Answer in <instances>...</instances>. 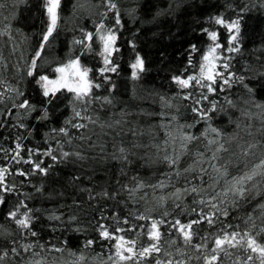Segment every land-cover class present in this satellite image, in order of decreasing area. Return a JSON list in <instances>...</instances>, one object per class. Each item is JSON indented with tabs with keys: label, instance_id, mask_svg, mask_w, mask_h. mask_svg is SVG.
<instances>
[{
	"label": "snow or ice",
	"instance_id": "1",
	"mask_svg": "<svg viewBox=\"0 0 264 264\" xmlns=\"http://www.w3.org/2000/svg\"><path fill=\"white\" fill-rule=\"evenodd\" d=\"M19 3L27 4L29 0H18ZM195 6V0L192 4L183 5V0H172L167 9H157L156 16L171 15L179 12L183 7L184 14H190V9ZM7 5L4 0H0V8ZM82 7L75 4L73 10L76 11ZM98 12L90 13L92 27L78 25L74 29V35L71 40V47L66 58H52L41 64L44 60L48 46L56 39L59 26L62 21L61 0H42L43 14L46 16L45 27L38 33L36 46L31 48L33 53L25 61V64L18 67L20 84L9 85L6 80H0L4 88L0 89V115L5 119L0 121V127L8 126V117H11L15 124L13 127L24 129L27 136L17 133L15 137V147L13 149H3L0 151H11L14 153L11 157L6 156L9 161L6 165H0V204H5L8 197L16 193V199L8 209L6 217L10 218L16 228L21 233V240L8 238L13 235L12 229L0 224V236L8 241V246L0 249V264H6L9 254L13 257H21V264H46L47 257L34 249L40 248L52 252H63L68 250L73 256H78L76 264L85 259L83 250L77 251L68 247L70 237L65 233H85L86 228L80 223L78 211L82 210L84 201L79 197L73 200L74 209L68 213L58 211L56 208L43 209L29 206L28 200L31 194L24 191L25 180L19 183L15 179L9 181L7 178L11 173L13 177L30 178L35 173L43 174L47 178L50 170L58 164L66 163L72 156L80 161H86L88 157L85 153L76 151L70 153L65 151L60 140H56L58 149H54L51 144L45 148L39 146L27 147V155H24L26 145L24 140L32 136L35 128L27 123V118L35 115L37 121H48L54 112L64 107V101L71 106L70 117H66L63 126L52 127L44 133L45 138H50V133H57L68 137L71 142L72 134L69 132V126L76 129H85L87 125L84 120L92 123L97 122L89 115V107L95 101H101V107L104 104H111L113 96L111 90L117 88L112 75L119 74L121 64L117 57H122V49L127 44L132 50L133 59L129 63L130 75L133 81L139 80L147 72L146 57L137 50V40L133 38L126 39L121 43L122 30L125 29L124 15L127 14L135 21L138 15L139 5L134 4L125 13L118 0H98L96 5ZM226 7L235 10V15L231 18H225L224 12H218L204 18L208 24L215 23L224 26L228 31L227 45L220 42V33L212 27H203L197 25L201 33L206 34L209 43L202 51L199 62V72L187 74L186 71L180 74H172L171 81L175 82L181 90V95L186 100H191V111L194 114L191 122L183 124L178 123L174 135L171 130L166 129V134L175 145L177 138L180 140V152L175 147L172 154H165L163 160L167 162L171 171L165 173L167 183L170 185L173 175L177 178L182 174H191L192 180L185 179V187H175L171 192L157 193L156 189L166 188L165 180L157 181L155 185L146 184L139 175L133 176L136 181L134 184H120L118 190H112L102 187L99 192L95 187L82 185L80 192H87L88 201L99 200L101 198L112 199L128 205V201L133 204L145 203V208L129 209L127 215L121 216L119 210L116 212H103L96 222L98 238L101 241H107L110 245V253L101 261V264H223L224 258L231 261V264H264V158H260L251 167L245 165L243 171H237L233 175L230 171V161L225 160L223 164L219 161L222 154L229 151V142L239 139V132L226 134L224 128L217 126L216 120L224 121L225 125L236 123V129L239 130L241 123L234 119L232 109L239 108L242 116L259 117L262 121L259 131L264 133V101L257 98L260 89H264V69L256 75L253 80L248 76L233 70V61L235 54L243 51V21L245 14L252 9H264V0H257L252 3L237 5L234 0L228 2ZM13 16H15V4L13 5ZM5 19H9L5 17ZM155 19V17H153ZM111 20L112 22H109ZM195 22V20L193 21ZM12 24L9 23L6 28L0 29V35L8 32ZM140 31L139 28L136 29ZM201 51L196 43L188 44V64L193 65V55ZM96 53L102 63L98 68L100 79L91 75L93 68L85 62V58ZM3 59V57H0ZM249 64L245 61V69ZM108 87L109 94L96 96L94 89ZM236 86H242L246 90L247 96L238 95L236 98L231 94ZM31 88V92L29 91ZM198 91V98L193 96L192 91ZM35 95H32V93ZM223 95V102L219 99H212V95ZM70 97V99H69ZM161 99H165L161 97ZM207 101V104H205ZM242 102V103H240ZM10 105V106H9ZM259 111L253 112L252 108ZM15 110V112L13 111ZM141 111H144L141 109ZM38 113V114H37ZM99 117L97 116V120ZM173 120L179 121L177 115H173ZM118 124L119 121H116ZM171 124V121L168 122ZM203 124L199 132L195 129ZM111 127V125H109ZM252 124H244L248 130L249 136H252ZM187 129H193L188 131ZM135 135V133H133ZM228 136L225 140L224 137ZM204 138L207 146L204 152L199 150L195 153V159L187 168H180L179 162L181 156L187 152L191 142ZM80 139H84L83 136ZM165 139V151L168 144ZM159 147V146H157ZM240 153L246 158L254 155L253 150L264 148V138L260 140L240 141L237 144ZM211 155H206L207 151ZM130 148L121 145L118 149L119 156L113 154L112 159L120 160L122 163H131L128 153ZM39 154V156L37 155ZM235 155V154H234ZM42 157H49L52 164H47ZM205 162L208 168L204 167ZM17 165L12 170L11 165ZM29 165V168L19 165ZM175 166V167H173ZM211 169V173L208 169ZM198 169V173H196ZM123 172V168H121ZM207 175V181L205 176ZM196 183L192 181H197ZM91 183L92 178L89 177ZM72 180H80V176H74ZM31 183L29 179L27 181ZM119 184V181H117ZM145 187L153 190L154 204L148 199V193L139 196V192ZM43 184L36 188L37 193L43 192ZM120 193H126L127 200H120ZM192 194V201L189 204L185 200L187 194ZM52 196L53 193H49ZM62 195V193H60ZM23 196V198H21ZM252 212L245 213V225L241 228L240 224L228 223L226 227L216 228L215 231H204L200 235L199 228L207 224L213 228L217 224L223 225L225 220L232 219L233 210H240L256 201ZM171 202V208H169ZM61 207H68L61 205ZM106 207V205H105ZM163 208L157 214V209ZM259 210V216H257ZM47 218L48 223L44 226L50 228L53 232L61 230V236H65L63 243L41 242V232L37 225L41 221V216ZM111 215L117 227L115 229L109 225L106 220ZM187 219H184V216ZM171 218V219H170ZM145 221L141 224L138 221ZM259 221L257 223L256 221ZM150 222V223H148ZM121 223L126 226H120ZM167 229V231H165ZM136 232V236L130 237L127 232ZM176 233V235H173ZM147 239H143V237ZM165 236L168 240H165ZM199 240L197 241V237ZM35 238V239H32ZM213 243L209 244V240ZM114 243H111L112 241ZM97 243L96 237L85 238L82 249H90ZM234 250H242L239 255ZM31 254L30 256L28 254ZM99 256V254H97ZM235 256V260L232 257ZM36 257H39L38 259ZM10 264V262H8Z\"/></svg>",
	"mask_w": 264,
	"mask_h": 264
},
{
	"label": "trees",
	"instance_id": "2",
	"mask_svg": "<svg viewBox=\"0 0 264 264\" xmlns=\"http://www.w3.org/2000/svg\"><path fill=\"white\" fill-rule=\"evenodd\" d=\"M118 2L125 13L134 4L139 5L135 21L127 14L123 17L126 30H122L121 43L126 39L133 38V35L135 36L137 50L146 57L147 72L139 80H132L129 63L134 57L130 47L124 44L122 57H117L118 62L121 64L120 73L118 75L110 74L113 81L117 84V88L111 90L112 103L104 104L101 107L102 102L95 101L88 105V114L92 115L97 122L92 123L84 120L83 123L87 125L85 129H76L69 126V132L72 134L71 142L68 141V137L57 133H50V138L47 139L44 136V133L48 132L52 127L63 126L65 118L71 116L72 109L67 104V101H64L65 106L54 112L46 122L37 121L35 119L36 114L27 118V123L35 128V132L23 141L26 145L24 155H27V147L35 148L39 146L45 148L51 144L54 149H58L56 140H60L65 151L70 153L83 152L88 159L80 161L75 156H72L68 162L58 164L51 169L47 178L40 173H35L30 178L19 175L13 177L11 173L7 177L9 181L15 179L17 183L22 179L26 181L24 191L31 194L28 204L32 207L56 208L58 211L68 213L74 209L73 200L75 198L79 197L80 200L84 201L81 206L82 210L78 211V215L81 217L80 223L84 225L86 232L73 233L68 231L65 233V236L70 237L69 248L85 252V259L80 261L79 264H101V261L110 253L109 242L101 241L96 230V222L103 212H116L119 210L121 216H123L128 214L129 209L139 208L143 210L146 206L143 201L139 204H133L128 201V205L125 207L119 201L105 198H101L99 202L97 200L89 202L87 192H80L82 185L95 187L97 192L102 187L115 191L118 190L120 184L136 183L132 177L138 174L139 178L144 179L146 184L155 185L157 181L165 180L166 188L156 189L157 193L162 194L173 191V185L175 187H185V179L192 180L191 174H182L179 178L173 175L172 182L169 185L164 175L171 171V168L163 160V156L172 154L174 147L177 152L181 151L180 140L177 138L175 145H173L171 138L166 134V129L171 130L174 135L178 136L175 132L178 123L191 122L194 115L190 107L192 101L182 97L181 92L183 90L175 82L171 81V76L174 73L180 74L185 71L187 74L199 72L200 56L210 41L206 34L200 32L198 24L218 30L220 42L225 46L227 45V29L215 23L208 24L204 20L205 17L218 12H224L225 18H231L236 14L235 10L226 7V4L232 2V0H195V6L190 9V14H184L182 7L179 12L160 16H156L157 9H167L172 0H118ZM234 2L242 6L244 3H248L249 0H234ZM256 2L257 0H252V3ZM4 3L7 7L0 8V29L6 28L9 23L12 24V28L10 29V35L8 32L0 35V57H3V59H0V80H6L9 85L20 84L23 86V82L19 80L18 67L23 66L28 57L33 54L30 49L36 46L39 38L38 33L46 26L44 23L46 16L43 14L42 0H29L27 4L19 3L18 0H4ZM192 3L193 0H183V5ZM14 4L15 16L12 18ZM75 4H80L82 7L74 11L73 6ZM97 4L98 0H61L62 21L56 39L48 46L44 60L41 61L42 65L48 59L66 58L71 47L72 37L75 34L74 29L78 25L92 27V19L89 14L98 12ZM5 17L9 19H5ZM194 20L195 22H193ZM109 22L112 21L109 20ZM137 28L140 29L139 32L136 31ZM242 31L243 51L240 54H235L236 59L233 61V70L248 76L249 80H253L261 72V69H264V9H252L245 14ZM189 43H196L201 49V51L193 55V65L188 64V56L186 55ZM245 61L249 64L247 70L245 69ZM85 62L93 68L91 75L99 80L98 68L102 63L100 57L93 53L85 58ZM3 88L4 84L0 83V89ZM29 91H32L31 88H29ZM93 91L96 96L109 94L107 86L102 89H94ZM188 91H192L193 96L198 98L197 90L188 89ZM231 94L234 98L238 95H243L245 98L247 96L246 90L242 86H236L235 91ZM32 95H35V93L33 92ZM161 97L165 99L162 100ZM211 98L219 99L223 102L222 94L220 96L212 95ZM257 98L260 101H264V89L258 91ZM205 104H207V101H205ZM0 107H4V105H0ZM141 109L144 111H141ZM13 111L15 112V110ZM231 111L234 119H238L241 123L239 130L236 129L235 122L231 125H225L224 121L216 120V124L224 128L226 134L239 132V139L229 142V151L223 153L219 161L223 164L225 160H229L230 171L235 175L237 171H243L245 165L251 167L258 159L264 158V148L258 147L254 149V155L245 158L240 153L237 144L244 140H260L264 138V133L259 131L262 121L258 116H242L239 108ZM252 111L257 112L259 110L253 107ZM173 115H177L179 121L173 120ZM97 116L99 117L98 120ZM3 119L5 117L0 115V121ZM7 119L8 126L0 127V148L13 149L17 133L24 136H27V133L24 129L13 127L15 121L11 117ZM116 121H119V123L117 124ZM169 121H171L170 125L168 124ZM246 123L253 125L251 129L252 136H249L248 130L244 128ZM203 126V124L199 125L195 131L199 132ZM187 130L193 131V129ZM81 136L84 137L83 140L80 139ZM165 139L169 141L166 151ZM224 139L227 140L228 136L226 135ZM121 145L131 149L128 153L129 160H131L130 164L112 159L113 154L120 155L118 149ZM206 146L207 141L204 138L191 142L188 146L189 150L180 158L179 167L187 168L193 159L196 158V151L204 152ZM12 155L14 153L11 151H0V165L8 164L9 161L5 157H11ZM37 155L39 156V154ZM206 155L210 156L211 151H207ZM40 158L47 164L53 163L49 157L40 156ZM16 166L15 164L11 165L13 171ZM19 166L30 169L29 165L22 164ZM204 167L208 168L207 162H205ZM121 168H123V172ZM208 172L211 173L210 168ZM196 173H198V169H196ZM77 175L80 176V180L74 182L72 178ZM89 177L92 178L91 183L89 182ZM207 178L206 175V181ZM29 179L31 183L27 182ZM198 180L199 176H197V181L192 182L196 183ZM117 181H119V184ZM42 184L43 192L37 193L35 189L41 187ZM49 193H53V195L49 196ZM144 193H148L150 203L154 204L153 190L145 187L139 192L138 198L143 196ZM16 196L17 194L14 193L8 197L5 204H0V224L11 228L13 232V235L8 238L9 240H21V233L14 222L6 217V213L12 206ZM120 200H127L126 193H120ZM185 200L191 204L192 194H187ZM258 202H261L260 197H256L255 202L250 203L249 206H245L243 209L233 210L231 213L232 219L225 220L223 225L217 224L213 228H209L206 223L203 224V227L198 229L200 235H203L204 231H215L216 228L226 227L228 223L240 224L241 228H243L245 225V213L252 212ZM61 205H67L68 207H61ZM168 206L171 208V202H169ZM160 211H163V208H158L157 214ZM256 214L259 216V210H257ZM38 215L41 216V221L37 225L41 232V242L62 244L65 236H61V230L57 229L56 232H53L50 228L44 226L48 223L47 218L43 217L42 214ZM184 219H187L186 215ZM106 222L113 229L117 227L111 215L107 217ZM256 222L259 223L258 220ZM138 223L143 224L145 221L141 220ZM120 226L126 227L122 223ZM127 235L134 238L136 232H127ZM173 235H176V233H173ZM86 237H96L97 243L92 245L90 249L85 250L82 249V245ZM143 239L146 240L147 237L145 236ZM196 239L198 241L199 236ZM165 240H168L167 236H165ZM114 242L113 240L111 243ZM211 243L213 241L210 239L209 244L211 245ZM5 246H8V241L3 236H0V249ZM34 251L47 257L46 264H76L78 260V256H73L68 250L52 252L36 248ZM234 251L239 255L242 250ZM28 255L30 256L31 254L29 253ZM36 258L38 259L39 257ZM21 259L19 256L13 257L10 253L6 264L8 262L10 264H21ZM232 259L235 260V256ZM223 264H231V261L224 258ZM236 264H240V262L236 261Z\"/></svg>",
	"mask_w": 264,
	"mask_h": 264
}]
</instances>
